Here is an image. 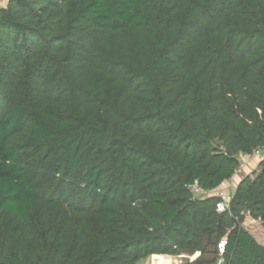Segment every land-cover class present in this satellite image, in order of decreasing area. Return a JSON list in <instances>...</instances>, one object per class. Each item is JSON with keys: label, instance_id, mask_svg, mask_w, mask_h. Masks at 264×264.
Here are the masks:
<instances>
[{"label": "trees", "instance_id": "16d2710c", "mask_svg": "<svg viewBox=\"0 0 264 264\" xmlns=\"http://www.w3.org/2000/svg\"><path fill=\"white\" fill-rule=\"evenodd\" d=\"M263 144L264 0L0 6V264H264Z\"/></svg>", "mask_w": 264, "mask_h": 264}, {"label": "built area", "instance_id": "2783aa9c", "mask_svg": "<svg viewBox=\"0 0 264 264\" xmlns=\"http://www.w3.org/2000/svg\"><path fill=\"white\" fill-rule=\"evenodd\" d=\"M4 1V4L2 3ZM7 0H0V6L6 5ZM264 157V144L254 148L249 155H245L242 152L238 154V166L235 168L232 177L226 182L225 187L219 188L214 191V196L217 198L216 210L217 212L229 211V204L234 197L236 178L243 175L247 168H250V164L256 160ZM190 190L196 197H207L211 195V191L203 190L195 181L190 185ZM216 264L223 263V256L226 250V240L220 239L216 243ZM197 253V252H196Z\"/></svg>", "mask_w": 264, "mask_h": 264}, {"label": "rangeland", "instance_id": "374dc122", "mask_svg": "<svg viewBox=\"0 0 264 264\" xmlns=\"http://www.w3.org/2000/svg\"><path fill=\"white\" fill-rule=\"evenodd\" d=\"M2 3L4 4V1ZM258 163L255 166V168L257 167V169H259ZM223 187H225V185L222 186L221 188ZM214 191L211 192V195H214ZM241 225L249 234H251L256 239L257 242L259 243L263 242V228L260 220L252 219L250 218V216L246 215ZM152 256L153 255L139 261L137 264H184L186 262L193 261L197 258H200L201 260H211L215 257L213 245L207 247V250L203 255H201L198 252L196 253V252L181 251L174 256H166V257L164 256L152 257Z\"/></svg>", "mask_w": 264, "mask_h": 264}]
</instances>
